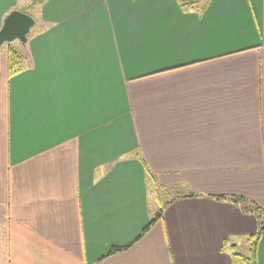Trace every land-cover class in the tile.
<instances>
[{"label": "crops", "instance_id": "obj_1", "mask_svg": "<svg viewBox=\"0 0 264 264\" xmlns=\"http://www.w3.org/2000/svg\"><path fill=\"white\" fill-rule=\"evenodd\" d=\"M30 1L0 0L36 11L0 53V264H236L257 221L216 196L264 206V0Z\"/></svg>", "mask_w": 264, "mask_h": 264}, {"label": "trees", "instance_id": "obj_2", "mask_svg": "<svg viewBox=\"0 0 264 264\" xmlns=\"http://www.w3.org/2000/svg\"><path fill=\"white\" fill-rule=\"evenodd\" d=\"M43 0H31L29 6L32 7L34 5L39 4ZM181 5L187 6L193 4L194 0H178ZM28 6V7H29ZM6 44V51H7V67L9 74L13 73L16 70H19L20 67V56L15 50L14 47L11 46V42H5ZM145 169L147 171V174L151 181L153 182V186L157 188L158 184L156 183L155 176L151 170H149L146 165L144 164ZM156 191V190H155ZM189 195H195V194H189ZM217 199L222 200H228L232 203L239 204L241 211L246 213H251L256 218V227L253 232L248 234L247 236V253L245 255L234 253L236 257V264H256L257 259V243L260 238V234L262 231H264V206L259 205L258 203L254 202L253 200H250L246 197H243L241 195H221L216 196ZM249 203L251 207L244 206L243 204ZM163 208H160L157 212H155L151 218L149 219L148 223L144 226V228L141 230L140 234L144 233L146 230L149 229L152 223H154L158 218H160L162 214ZM120 248H111L109 253H112L116 250H119Z\"/></svg>", "mask_w": 264, "mask_h": 264}, {"label": "water", "instance_id": "obj_3", "mask_svg": "<svg viewBox=\"0 0 264 264\" xmlns=\"http://www.w3.org/2000/svg\"><path fill=\"white\" fill-rule=\"evenodd\" d=\"M34 23V18L25 11L12 9L7 12L0 26V47L5 42H11L13 40L25 43L27 41V35Z\"/></svg>", "mask_w": 264, "mask_h": 264}, {"label": "rangeland", "instance_id": "obj_4", "mask_svg": "<svg viewBox=\"0 0 264 264\" xmlns=\"http://www.w3.org/2000/svg\"><path fill=\"white\" fill-rule=\"evenodd\" d=\"M32 9H34V8H32ZM28 13H31L33 16L34 15H36V11L35 10H30V8H29V12ZM31 15V16H32ZM32 16V17H33ZM33 28V27H32ZM31 28V29H32ZM29 33H30V31H29ZM29 33H28V35H29ZM27 35V36H28ZM16 42L17 43H19L20 41H18V40H16ZM6 49V44L4 43V44H2L1 45V47H0V53L2 54V52L4 51ZM15 49H17V48H15ZM172 195H174V193H165L164 191H159V198H160V200L158 201V208L157 209H159V208H162L163 207V205L165 204V202L172 196ZM247 247H248V245H247V242H246V240L244 239V240H239V242H238V244H237V247H236V249H235V251H236V253L237 254H240V255H245L246 253H247Z\"/></svg>", "mask_w": 264, "mask_h": 264}]
</instances>
